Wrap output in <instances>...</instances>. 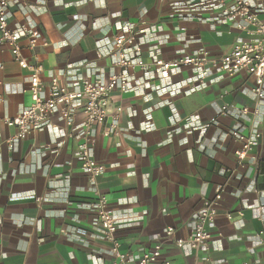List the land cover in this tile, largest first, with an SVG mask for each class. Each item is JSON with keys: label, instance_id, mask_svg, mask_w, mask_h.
I'll return each mask as SVG.
<instances>
[{"label": "crops", "instance_id": "0c3cea01", "mask_svg": "<svg viewBox=\"0 0 264 264\" xmlns=\"http://www.w3.org/2000/svg\"><path fill=\"white\" fill-rule=\"evenodd\" d=\"M196 1L8 0V24L38 26L47 46L31 51L22 40L20 50L28 64L42 65L45 85L52 74L105 78L115 72L96 49L125 34V27L148 61L152 55L168 60L200 47L220 57L251 37L194 7L182 15L173 10ZM29 75L0 44V264H112L110 244L92 227L93 213L85 207L97 192L113 211L116 241L128 255L151 250L155 233L170 227L173 237L163 244L160 258L170 264L264 263V106L259 116L238 113L255 105L251 75H212L201 86L187 71L154 77L127 93L114 91L108 119L95 129L93 156L105 167L95 187L81 170L77 134L64 136L65 125L57 119L56 129H41L12 150L6 147L15 130L4 120L31 103ZM65 82L76 88L73 80ZM170 86L180 93L171 95ZM118 107V133L106 134ZM82 120L77 111L75 123ZM231 129L261 134L254 159L244 168L234 155L240 143L224 137ZM220 189L209 245L179 248L177 240L191 234L204 201Z\"/></svg>", "mask_w": 264, "mask_h": 264}, {"label": "built area", "instance_id": "2783aa9c", "mask_svg": "<svg viewBox=\"0 0 264 264\" xmlns=\"http://www.w3.org/2000/svg\"><path fill=\"white\" fill-rule=\"evenodd\" d=\"M260 1L198 0L195 4L178 3L174 6L173 10L181 15L185 8L190 6L200 13H211L218 23L226 24L251 36L246 40L235 42L231 50L220 57H214L207 48L200 47L190 54L168 60L152 55L148 61L144 57L142 44L136 40L132 30L125 27L126 29L123 28L125 34L114 36L96 49L99 57H107L111 60L112 66L116 68L115 72L105 78H83L71 73L52 74L48 84L45 85L42 79V65L38 62L34 65L26 62L21 56L20 42L25 40L27 48L36 51L46 47L47 41L43 39L35 22L10 27L9 2L0 0V44L6 45L18 66L30 73L27 82L30 105L15 117L4 120L8 127L15 130L13 136L5 142L6 147L12 150L19 141L41 129H56L53 119H57L65 125L64 136L77 134L79 139L77 158L81 170L86 175L88 183L95 187L97 179L105 172L104 165L93 156L95 129L108 119L111 94L114 91L127 93L133 89V85L145 86L149 84L150 79L157 76L165 77L187 71L195 75V80L201 86H205V81L212 75L232 76L237 72L245 71L253 78L251 91L255 96V105L252 110L242 108L238 113L259 116L261 107L264 106V3ZM180 31L184 32L185 28H180ZM60 77H63L64 81H61ZM142 77L148 79L143 80ZM65 79L73 80L76 88L67 84ZM167 90L171 95L180 93L177 87L170 86ZM227 109L224 106L221 112L224 114ZM77 111L82 113L83 120L76 124L74 114ZM121 112V107L114 110L106 134L118 133V118ZM214 123L215 118L210 119L199 126L200 130L205 132ZM224 137H230L240 143V148L234 152L238 167L244 168L248 160L253 161L251 153L261 137L258 130L244 135L237 129H231L224 134ZM96 195L97 199L85 207L93 213L92 227L99 231L102 240L110 244L107 252L112 258V264H170L169 261L160 258L163 244L173 237L172 228L166 227L155 233V242L151 250L139 255H128L120 250L116 241L118 227L113 211L108 207L103 195L98 192ZM221 195L222 189L218 190L213 198L204 201L196 215L191 234L177 240L179 248L188 247L197 250L209 245L212 240L211 227L217 215ZM81 233L86 234L85 231Z\"/></svg>", "mask_w": 264, "mask_h": 264}]
</instances>
